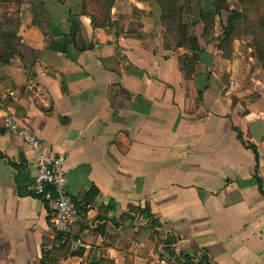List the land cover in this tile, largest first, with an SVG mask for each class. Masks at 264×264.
<instances>
[{
	"label": "crops",
	"instance_id": "obj_1",
	"mask_svg": "<svg viewBox=\"0 0 264 264\" xmlns=\"http://www.w3.org/2000/svg\"><path fill=\"white\" fill-rule=\"evenodd\" d=\"M81 11L82 0H0V24L20 21V52L0 62V264H41L60 244L47 204L28 188L38 152L8 128L7 113L66 157L79 217L69 250L50 264H171L146 214L120 231L87 226L97 208L115 221L120 209L146 204L159 227L180 235L177 251L206 247L220 264H264L260 69L240 73L204 42L211 63L198 59L187 75L181 56L194 51L176 45L149 0H116L119 36L82 14L89 46L80 50L67 38Z\"/></svg>",
	"mask_w": 264,
	"mask_h": 264
},
{
	"label": "trees",
	"instance_id": "obj_2",
	"mask_svg": "<svg viewBox=\"0 0 264 264\" xmlns=\"http://www.w3.org/2000/svg\"><path fill=\"white\" fill-rule=\"evenodd\" d=\"M150 1L158 12L157 21L166 28L176 45L186 46L194 51L195 55L185 53L181 56L182 67L187 70V75H190L191 65L198 59L210 64L212 55L207 53L200 42L199 36L190 31L189 24L184 19V0ZM115 2L116 0H82V11L80 13H71V32L67 38L68 41L75 44L80 50L88 48L89 44L84 42L80 34L82 14L88 15L95 27L115 28V34L119 36L120 31L117 27L116 19L112 15V8ZM199 2L201 1L199 0ZM237 3L239 7L233 8L229 5L228 0H209L207 6L200 7L199 21L204 23L205 31L209 32L207 34V42L211 40L217 41V47L221 50V54L230 58L235 39H247L249 46L253 50L252 55L260 62L264 73V0H237ZM91 4H95L94 9H91ZM223 10L228 12V17L225 22L221 23V32L216 36L212 35L211 32L216 27L215 15L216 13L222 14ZM19 24V19L15 18H9L1 22L0 62L8 63L15 54L20 52ZM252 146L258 160L257 146ZM257 178L260 188L264 192L262 179L259 176ZM95 193L96 190L95 192H90L89 195L87 194V197L92 199ZM144 214L147 215V221L144 224L152 226L154 232L159 235L157 251L161 257L167 258L171 264H220L206 247L191 253L177 251L176 246L181 238L180 235L176 231H164L159 227L160 224L150 204H146L143 208L134 205L122 208L119 210L115 221L111 220L100 208H97L96 214L89 219L87 226L101 233H104L107 227L120 231L126 226L128 220L134 224H139L140 218ZM69 239V234L66 239L58 235L57 240L60 244L54 246L51 250L43 251L41 264H50L48 259L52 261L57 255L69 250L71 244ZM78 252L80 250L76 251V253Z\"/></svg>",
	"mask_w": 264,
	"mask_h": 264
},
{
	"label": "built area",
	"instance_id": "obj_3",
	"mask_svg": "<svg viewBox=\"0 0 264 264\" xmlns=\"http://www.w3.org/2000/svg\"><path fill=\"white\" fill-rule=\"evenodd\" d=\"M5 123L9 129L15 131L37 150L38 168L28 188L32 194L39 196L47 204L56 236L61 235L66 239L79 217V209L75 197L67 187L65 154H53L44 150L41 138L30 128L22 125L11 113H7ZM82 243V238H74L73 248L78 249Z\"/></svg>",
	"mask_w": 264,
	"mask_h": 264
},
{
	"label": "rangeland",
	"instance_id": "obj_4",
	"mask_svg": "<svg viewBox=\"0 0 264 264\" xmlns=\"http://www.w3.org/2000/svg\"><path fill=\"white\" fill-rule=\"evenodd\" d=\"M200 1L201 2H199V0H184V4H185L184 19L189 24L190 31L196 33L200 38L201 44L203 43V45H204V42L209 43V42H207V39H208L207 34L209 32L205 31L204 23L202 21H199V14H200V7L204 6V5L207 6V3L209 0H200ZM149 2L151 4L150 0H149ZM228 3L231 7L234 8V7H236L237 0H228ZM95 4H91V9H94ZM215 16H216V27L214 28V30L211 33H212V35L216 36L217 34H219L221 32V29H222L221 23L226 21V19L228 17V12L223 10L222 14L216 13ZM237 39H240V38H237ZM244 40H245V42H239V43H242V45L245 44V45L249 46L248 40L247 39H244ZM210 42L212 44H214L215 47H217V41L211 40ZM242 45L239 44L238 47H236L234 44L233 50L231 52V54H232L231 57L227 58L221 54L220 59H222L223 62L228 63V64H229V62H231L234 69H237L240 73L242 72V69H247L248 67L252 68L254 71L256 69H260V71L263 75V82H264V73L261 69L260 62L253 55H252L253 59L250 58L253 50H251V52H249V53H243V51L241 50ZM246 51H247V47H246ZM228 64H226V65L228 66ZM236 73H237V71H236ZM245 75H247V76H245ZM248 76H249V74H243L242 75L241 80H243L242 81L243 83L247 84V83H249V81L252 82V80ZM230 83H231V81H230Z\"/></svg>",
	"mask_w": 264,
	"mask_h": 264
}]
</instances>
